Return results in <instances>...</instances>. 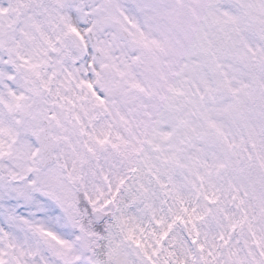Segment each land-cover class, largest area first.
I'll list each match as a JSON object with an SVG mask.
<instances>
[{"label": "snow or ice", "instance_id": "1", "mask_svg": "<svg viewBox=\"0 0 264 264\" xmlns=\"http://www.w3.org/2000/svg\"><path fill=\"white\" fill-rule=\"evenodd\" d=\"M0 264H264V0H0Z\"/></svg>", "mask_w": 264, "mask_h": 264}]
</instances>
